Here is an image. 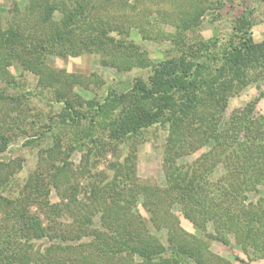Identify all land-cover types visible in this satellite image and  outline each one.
<instances>
[{"label":"trees","instance_id":"obj_1","mask_svg":"<svg viewBox=\"0 0 264 264\" xmlns=\"http://www.w3.org/2000/svg\"><path fill=\"white\" fill-rule=\"evenodd\" d=\"M101 8L90 0H28L23 9L10 14L4 25L0 14V80L5 86L13 82L6 70L13 62L31 65L41 80L46 56L90 49L101 53L103 64L119 71L149 67L146 78H135L121 92L108 89L101 99L89 101L86 110H81L79 100L76 105L69 89L60 91L55 85L53 94L54 100L62 103L58 114L62 125L77 126L89 120L94 127L100 125L111 140L136 135L156 124L166 128L162 163L165 186L134 183L128 155L120 163L109 164L115 173L103 174L87 195L88 203H84L76 197L77 186L67 185L75 174L71 162L56 164L57 149L48 148L43 159L45 168L40 171L37 167L31 173L17 198L12 201L0 196V201H8L11 206L3 215L13 220L11 231L0 238V264H62L51 256L52 251L46 255L48 249L43 254L34 253L30 243L57 235L62 241L92 236L83 245L93 248L94 254L89 253L93 257L87 255L70 264H127V257L133 256L142 260L139 264H159L153 260L162 254L179 256L181 248L199 255L193 247L176 241L175 236L184 230L178 220L173 222V205H179L184 218L207 236L227 243L225 235L233 232L244 252L263 254L264 195L258 194L255 200L249 195L259 193L258 186L264 187V110L254 115V103L248 102L227 117L225 113L231 97L264 80V38L258 43L253 40L252 23L242 15L233 22L232 37L236 39L219 50L210 48L212 42L195 48L186 46L179 37L174 55L152 63L135 50L132 41H127L129 49L123 56L107 53L111 49L114 53L125 50L123 41L129 32L119 31V25L100 16ZM55 12L60 14L58 20ZM113 31L121 35L120 39L108 35ZM61 73L69 79V74ZM50 78L56 84L57 78ZM117 104L120 108L113 113ZM90 134L92 148L103 152L96 130H90ZM9 142V135L0 131V152ZM198 150L202 152L193 160L180 162V158ZM88 169L85 165L80 173H86L80 176L91 177ZM64 187L69 189L68 196L63 194ZM52 188L61 197L59 201L50 202ZM64 197L69 200L63 201ZM37 203L39 210L31 211ZM137 205L149 214L155 230L167 229L166 245L149 230ZM41 213L43 218L39 217ZM97 213L103 231L91 227ZM62 215L72 222L69 229L58 231L55 219ZM209 225L213 229L207 232ZM17 240H23L26 246L17 245ZM64 248L76 249L72 245ZM103 256L108 257L107 262H103ZM118 256H125L124 263L115 260ZM160 264L171 263L164 259Z\"/></svg>","mask_w":264,"mask_h":264},{"label":"rangeland","instance_id":"obj_2","mask_svg":"<svg viewBox=\"0 0 264 264\" xmlns=\"http://www.w3.org/2000/svg\"><path fill=\"white\" fill-rule=\"evenodd\" d=\"M90 1L102 7L100 16L108 17L111 23L119 25V31L123 29L129 32L123 41L125 50H121L120 47L121 52L114 53L111 49L110 52L107 51L109 55H122L129 49L127 41H132L136 51L144 54L152 63H158L174 55L179 37L186 46L192 45L195 48L202 43L209 45L212 42L214 45L210 48L219 50L228 45L231 39H236L232 37L233 22L242 15L248 16L252 23L250 31L253 40L258 43L264 38V0ZM27 2L28 0H0L1 24H5L4 22L13 11L23 9ZM59 17L60 14L55 12L54 18L58 20ZM116 33L117 31H113L108 35L118 40L121 35ZM91 50L79 54L46 56V60L42 63L44 74L41 80L32 70L31 65L25 67L19 62H13L7 67L6 70L13 77V82L5 86L0 80V131L10 137L6 149L0 152V166L4 164L0 171L1 198L15 200L31 173L37 167L43 171L45 168L43 159L47 154L45 151L52 147L57 149V155L54 156L56 164L60 165L62 160L71 162L70 169L75 174L69 177L67 185L68 187L77 186L76 197L84 203H88L87 195L100 182L103 174L115 173L109 164L115 161L120 163L128 155L130 158L127 164L131 166L132 175L136 178L134 183L152 184L154 187L165 186L162 163L167 136L166 128L156 124L136 135L111 140L107 137V133L101 130L100 125L94 127L90 125L89 120H82L77 126L62 125L59 122L58 114L62 103L54 100L55 85L60 91L69 89V95L74 98L76 105L79 100L83 105L80 107L81 110H86L89 101L101 99L108 89L121 92L129 88L135 78L144 79L149 74V67H134L119 71L111 64H103L100 61L101 53ZM61 71L65 75L69 74L67 75L69 79L64 78ZM51 75L57 78L56 84H53ZM263 94L264 80L248 85L239 94L229 99L225 117L233 109L241 108L248 102L254 103V115L260 114L264 110ZM119 108L120 105L117 104L112 112L115 113ZM100 122L103 125L102 121ZM90 130H96V136L105 149L103 152L99 153L92 148L94 146L90 142L92 137ZM201 152L202 150H198L194 154L183 156L180 162L191 161ZM85 165H88V174L92 175L91 177L80 176L86 173V170L80 173ZM18 167L21 168L18 169ZM5 177L7 178L4 179ZM73 182L77 185L72 184ZM68 187L66 189L64 187L65 196H68ZM258 189L259 193H251L249 199L255 200L258 194L264 195V187L258 186ZM49 199L50 202H56L61 197L52 188ZM68 200L69 198L66 197L63 199V201ZM1 201L0 238L2 239L11 231L9 228L13 220L3 215L4 209L11 207L10 204L8 201ZM139 201H142V198ZM137 206L136 210L142 214L149 230L166 245L167 229L155 230L149 221V214L142 207ZM38 208L39 204H34L31 206V211H38ZM181 210L179 205H173L170 210L173 222L175 223L174 219L178 220L179 226L184 230L182 233L179 231L175 236L178 237L176 241H183L187 247H193L199 255H193L191 250L181 248L179 256L162 254L153 260L154 263L160 264L162 260L167 259L171 264H264V253L255 255L244 252L233 232L225 235L227 243L213 239L184 218L183 210ZM39 217L43 218L42 213ZM67 217L62 215L55 219L59 223L56 225L58 231L62 228H70L68 226H71L72 221ZM100 222L99 213H97L92 219L91 227L103 231L104 228L100 226ZM212 229L213 227L209 225L205 231L209 232ZM91 237L84 236L81 239L62 241L58 235L54 238L45 236L33 239L30 243L34 253L43 254L44 250L48 249L46 255L52 251L51 256L54 259L62 264H70L81 261L87 255L93 257L89 255V253L94 254L93 248L90 245L89 247L83 245ZM16 244L26 246L23 240H17ZM67 245L75 246L76 249L64 248ZM103 257V262H107L108 257ZM124 258L125 256H118L115 260L117 262L121 260L124 263ZM127 259V264L142 262L137 256H133L132 259L127 257ZM112 262L114 263V260Z\"/></svg>","mask_w":264,"mask_h":264}]
</instances>
